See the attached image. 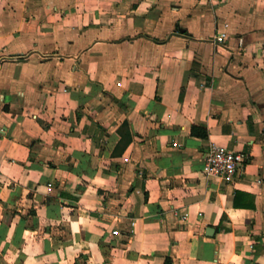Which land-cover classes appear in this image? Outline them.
Returning <instances> with one entry per match:
<instances>
[{
	"label": "crops",
	"instance_id": "1",
	"mask_svg": "<svg viewBox=\"0 0 264 264\" xmlns=\"http://www.w3.org/2000/svg\"><path fill=\"white\" fill-rule=\"evenodd\" d=\"M168 257L264 264V0H0V264Z\"/></svg>",
	"mask_w": 264,
	"mask_h": 264
},
{
	"label": "built area",
	"instance_id": "2",
	"mask_svg": "<svg viewBox=\"0 0 264 264\" xmlns=\"http://www.w3.org/2000/svg\"><path fill=\"white\" fill-rule=\"evenodd\" d=\"M213 2L215 0H203ZM224 1V0H216ZM218 42L226 40V33L216 36ZM250 160V156L243 150H234L228 147L213 143L205 154L203 171L208 176H214L227 183H232L237 178L239 172L245 168ZM114 233H117L114 230Z\"/></svg>",
	"mask_w": 264,
	"mask_h": 264
},
{
	"label": "trees",
	"instance_id": "3",
	"mask_svg": "<svg viewBox=\"0 0 264 264\" xmlns=\"http://www.w3.org/2000/svg\"><path fill=\"white\" fill-rule=\"evenodd\" d=\"M204 136H207L206 131L203 133ZM164 264H173V260L171 257H168Z\"/></svg>",
	"mask_w": 264,
	"mask_h": 264
},
{
	"label": "water",
	"instance_id": "4",
	"mask_svg": "<svg viewBox=\"0 0 264 264\" xmlns=\"http://www.w3.org/2000/svg\"><path fill=\"white\" fill-rule=\"evenodd\" d=\"M213 230H214V228H213V227H210V228L208 229V233L211 234V231H213Z\"/></svg>",
	"mask_w": 264,
	"mask_h": 264
}]
</instances>
